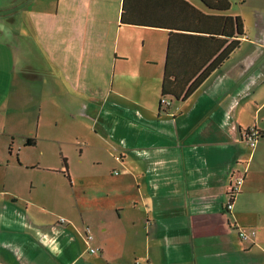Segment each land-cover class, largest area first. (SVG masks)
<instances>
[{"label":"crops","instance_id":"obj_1","mask_svg":"<svg viewBox=\"0 0 264 264\" xmlns=\"http://www.w3.org/2000/svg\"><path fill=\"white\" fill-rule=\"evenodd\" d=\"M122 3L0 0V264H264V139L253 149L243 139L251 127L264 135V0L233 14L229 0L238 46L162 108L168 31L120 24ZM186 34L175 72L217 51L207 56L208 35ZM73 146L79 159L115 165L76 175L98 183L83 210L56 177L73 180ZM113 177L120 186L103 189ZM237 227L257 235L242 242Z\"/></svg>","mask_w":264,"mask_h":264},{"label":"trees","instance_id":"obj_2","mask_svg":"<svg viewBox=\"0 0 264 264\" xmlns=\"http://www.w3.org/2000/svg\"><path fill=\"white\" fill-rule=\"evenodd\" d=\"M198 1L204 8V13L182 0H123L120 24L168 31V49L160 101L165 99L172 104L173 101L188 98L214 68L221 65L238 46L237 39L243 36L242 21L238 17L225 15L229 10V0ZM189 32L208 35L212 41L208 47L215 45V48L211 52L208 50L207 56L217 50L213 55L215 57L211 59L207 57L201 65L196 64L192 67V70L187 67V70L178 69L175 72L171 70L173 50L186 44L184 38L188 37L186 33ZM198 52L201 53L202 50ZM159 105L160 108L163 107L161 102ZM256 132L258 139H264L263 134Z\"/></svg>","mask_w":264,"mask_h":264},{"label":"rangeland","instance_id":"obj_3","mask_svg":"<svg viewBox=\"0 0 264 264\" xmlns=\"http://www.w3.org/2000/svg\"><path fill=\"white\" fill-rule=\"evenodd\" d=\"M242 1L243 0H230V10L229 13L233 14L234 12L238 11V8L242 5ZM260 40H262L260 38ZM108 41V46L111 45V41ZM111 78V73H110V77ZM252 128V127H251ZM259 141V140H258ZM257 141V143H258ZM249 146V144H247ZM250 147V146H249ZM255 147V146H254ZM254 147H250L251 149H253ZM9 152V151H8ZM85 153V152H84ZM68 156L70 158V160H72L70 168H71V174L73 176V180L69 179H65L62 175V173L57 174V179L60 182V184L64 185L65 187V191H68L70 196H71V200H70V204H72L73 207H75L76 209H84L86 207L87 204V195L88 192L92 189L94 190L96 187H98V183L95 185H92L91 187H89V184L87 182H82V181H78L76 179V175H80L81 173H83L84 171H97V172H106V171H111V169L115 166L111 161L112 158H109L107 156V159H105V161L101 162V165H97V164H92V162L90 161V159L87 156H84V158L79 159L80 156V150L77 146H73L69 151H68ZM106 157V156H105ZM91 158H94L93 156H91ZM51 168H58L61 165V160L60 161H52L50 163ZM62 166V165H61ZM43 168L49 167L48 165H42ZM36 173V172H34ZM42 173L45 172H39L36 175H42ZM84 175V174H83ZM120 179L117 177H113V178H107L104 179L103 182H101L100 184H102L104 186L103 189H111L114 188V190H116L119 186H120ZM131 191H134L133 189H130ZM126 198L125 201H127ZM65 207H58V209H56L55 213H59L62 210H65ZM236 230V234H237V229ZM86 243V241H85ZM88 244V243H86Z\"/></svg>","mask_w":264,"mask_h":264},{"label":"built area","instance_id":"obj_4","mask_svg":"<svg viewBox=\"0 0 264 264\" xmlns=\"http://www.w3.org/2000/svg\"><path fill=\"white\" fill-rule=\"evenodd\" d=\"M161 104L163 106H170V102L165 99H161ZM256 130L254 128H251L250 130L246 131V133L243 134V139L247 144H249L250 147H254L257 144V141L259 140L256 134ZM119 157H116V160L119 161ZM243 176L236 175L233 177V179L229 182L228 188H227V196H228V203L225 206L226 212H230L233 208V201L240 193V188L243 184ZM59 221L61 223H65V220L63 218H60ZM237 235L240 241L242 242H250L252 241L256 235L257 231L255 228L252 227H237ZM93 240V235L89 228H86L85 230V241L86 243H90ZM89 252L94 254L98 252V249L90 247L89 246Z\"/></svg>","mask_w":264,"mask_h":264}]
</instances>
